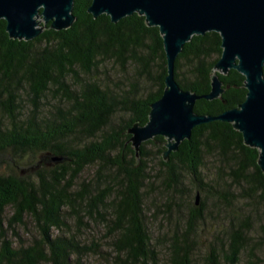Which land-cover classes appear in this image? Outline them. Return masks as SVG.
<instances>
[{
	"label": "trees",
	"instance_id": "trees-1",
	"mask_svg": "<svg viewBox=\"0 0 264 264\" xmlns=\"http://www.w3.org/2000/svg\"><path fill=\"white\" fill-rule=\"evenodd\" d=\"M91 4L75 0L71 28L55 31L49 24L29 42L11 39L0 20V264H85L88 256L103 257L98 242L80 243L94 223L107 227L114 264H194L191 238L199 236L209 196L216 210L226 205L228 215L220 219L230 226L209 264H241L243 252L250 264H264L234 212L240 203L264 207L259 151L245 145L233 124L217 121L196 127L168 160L161 136L143 143L138 155L129 130L148 123L151 105L166 89L163 38L138 14L116 24L107 15L95 19ZM222 53L220 34L211 32L194 36L176 60L185 91L210 93L216 74L223 82L221 98L196 102L198 115L218 116L247 98L242 74L217 72ZM110 64L131 66L137 81L113 92L100 82ZM7 159L35 171L22 176ZM88 169L92 177L79 183ZM151 205L166 221L173 210L187 215L161 261L147 226ZM26 217L40 236L15 247L5 226L23 225Z\"/></svg>",
	"mask_w": 264,
	"mask_h": 264
},
{
	"label": "water",
	"instance_id": "water-1",
	"mask_svg": "<svg viewBox=\"0 0 264 264\" xmlns=\"http://www.w3.org/2000/svg\"><path fill=\"white\" fill-rule=\"evenodd\" d=\"M75 0H0V20L7 23L11 39L32 41L49 28L63 31L76 21ZM89 13L95 19L107 15L113 23L138 14L149 27H157L163 38L167 59L166 89L151 105L145 126L134 125L129 134L139 155L143 143L156 137L167 140L164 159L190 140L196 127L212 123L233 124L246 146L260 153L264 172V0H92ZM216 32L222 38L223 53L216 70L227 75L235 70L245 77V102L218 116L198 115V100L213 101L224 94L218 74L211 92L197 95L183 90L176 80L178 56L194 36ZM200 195L197 196L199 204Z\"/></svg>",
	"mask_w": 264,
	"mask_h": 264
},
{
	"label": "rangeland",
	"instance_id": "rangeland-1",
	"mask_svg": "<svg viewBox=\"0 0 264 264\" xmlns=\"http://www.w3.org/2000/svg\"><path fill=\"white\" fill-rule=\"evenodd\" d=\"M157 71L158 70L156 68H153L152 75H157ZM103 73H107L108 77L102 76L100 82L109 86L113 92L122 91L123 89H126L131 82L133 83L137 81L133 77L134 70L131 66L126 70H123L117 65L113 66L110 64L103 68ZM139 86L143 87L144 81L139 80ZM5 162V165L14 168L15 172L21 174L22 176H26L27 174H31L35 171L32 164H17L10 159H7ZM208 165L209 168H214L213 164L208 163ZM93 173V169H88L83 177L79 180V183L84 180H89ZM212 173H215V171ZM207 200L208 209L205 211L203 222L199 224V236L196 239L193 237L191 238V241H195L192 248V251L194 252V264H209L213 249H219V247H221V245H219V241L224 239L227 235V231L230 230L229 224H224L220 219V215L222 217L228 215V211H226L228 210L226 205L221 203L222 208L220 211H218L214 208V206H212L214 202L213 197L209 196ZM237 206V208H234V212L236 216L239 217V219H242L244 225L246 223V230H244L245 232L249 230L247 231V234L251 233V238H253L252 240L255 243V258L263 260L264 243L261 241V239L263 240L264 238V207L250 209L245 203L237 204ZM148 211L150 213L147 217V226L153 240V247L155 248L156 255L160 260L163 257V253L167 250V242L171 241L170 237L173 235H178L177 233H181L179 235H182L187 215L183 213L180 215L177 210H173L172 219L170 221H166L164 220L165 218L163 211H155V208H153L152 205L149 206ZM12 215L13 211L10 209L7 210V217L10 218ZM92 225V228L87 229L86 231H83L82 234H80V243L82 245H89L92 241H96L101 244V248L104 252L102 255L103 257L88 256L87 259H85V264H114L116 255L110 250V239L108 237L107 227L101 224L97 225L95 223ZM231 227H233V224ZM5 228L7 231V238L13 241L15 247L32 245L33 241L40 236L35 223L29 217L25 218V224L23 225H14L13 227H8L6 224ZM55 234L57 235L58 232ZM241 264H250V256L247 252H243Z\"/></svg>",
	"mask_w": 264,
	"mask_h": 264
}]
</instances>
